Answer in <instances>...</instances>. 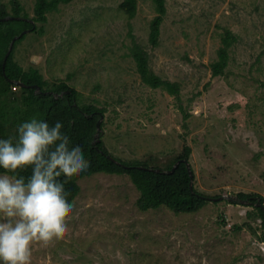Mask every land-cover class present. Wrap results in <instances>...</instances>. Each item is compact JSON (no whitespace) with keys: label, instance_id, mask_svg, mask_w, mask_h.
<instances>
[{"label":"rangeland","instance_id":"1","mask_svg":"<svg viewBox=\"0 0 264 264\" xmlns=\"http://www.w3.org/2000/svg\"><path fill=\"white\" fill-rule=\"evenodd\" d=\"M10 1L0 0L9 13ZM17 1L31 18L35 0ZM122 2L61 4L42 34L28 32L16 45L14 60L103 108L101 138L123 161L165 169L188 146L193 187L210 200L192 213L141 211L127 174L83 177L66 234L35 244L31 264H264L260 221L247 216L246 202L227 199H264V0H166L156 47L148 43L152 0H136L132 18ZM225 29L237 42L214 77ZM132 40L156 75L179 85L178 98L141 82Z\"/></svg>","mask_w":264,"mask_h":264},{"label":"trees","instance_id":"2","mask_svg":"<svg viewBox=\"0 0 264 264\" xmlns=\"http://www.w3.org/2000/svg\"><path fill=\"white\" fill-rule=\"evenodd\" d=\"M72 1L35 0L31 18H28L17 0L10 1V13L3 5L0 6V19L8 16L21 18L20 20H0V139L11 137L15 141L20 124L32 118L47 121L50 126L61 122L63 125L61 132L69 138V148L79 145L83 150L84 158L90 162V167L86 171L72 177L64 185L69 193L67 199L70 203H73L80 191L79 179L96 173L127 174L139 192L136 205L141 211L160 207H166L175 213L198 211L208 203L210 197L194 187L193 190L190 189V176L186 163L180 162L172 173H168L178 160L188 162L191 151L188 146H184L182 153L165 169L151 167L146 161H123L109 153L101 134L99 140L95 141L96 123L100 116L103 117L105 112L103 108L82 103L78 91L66 82H48L36 68L24 69L14 60L15 47L25 39L26 34L14 42L4 69H2L4 56L14 37L26 30L42 34V25L47 22V15L56 12L61 4H68ZM152 2L155 16L149 23L148 43L156 47L159 44L161 25L166 15V0H152ZM120 6L128 18L136 14V0H123ZM37 23L41 26L37 27ZM236 42L237 36L231 30L225 29L220 37L216 59L211 64L212 76L223 75L229 62L230 49ZM130 56L142 83L150 88L165 90L175 98L179 97V85L156 75L150 69L148 53L134 40L130 47ZM17 83L23 86L17 85L16 89H13ZM34 86H38L40 90L37 92ZM100 126L102 130V121ZM109 157H113L120 164L111 161ZM0 174L15 175L5 173L3 169H0ZM30 174L31 168L18 172V175L26 178ZM60 179L63 180V177ZM236 197L245 201L246 206L251 207V210L247 211V216L260 221L259 225L264 237L263 197L256 193H238Z\"/></svg>","mask_w":264,"mask_h":264},{"label":"clouds","instance_id":"3","mask_svg":"<svg viewBox=\"0 0 264 264\" xmlns=\"http://www.w3.org/2000/svg\"><path fill=\"white\" fill-rule=\"evenodd\" d=\"M62 127L32 118L15 141L0 139V169L15 174L0 175V264H31L35 244L48 247L68 230L74 205L64 185L90 162L79 145L69 148ZM27 168V178L18 175Z\"/></svg>","mask_w":264,"mask_h":264},{"label":"water","instance_id":"4","mask_svg":"<svg viewBox=\"0 0 264 264\" xmlns=\"http://www.w3.org/2000/svg\"><path fill=\"white\" fill-rule=\"evenodd\" d=\"M21 18L19 17H13V16H8V17H5V18H2L0 19L1 21H4V20H20ZM30 21V20H28ZM31 22V21H30ZM29 32V30H26V31H23L21 34H19L18 36L14 37L11 42H10V45H9V48L4 56V60H3V64H2V69H4V65L6 63V59L8 58L10 52H11V49H12V46L14 44V42L20 38L22 35L24 34H27ZM17 85H19L20 87H22L23 85L21 83H17ZM34 88L37 90V92L40 90L38 86H34ZM103 117L100 116L97 123H96V134H95V141H98L99 140V136L101 134V121H102ZM109 159L113 162H116L118 164H120L119 162H117L113 157H109ZM180 162H185L186 163V166L188 168V172H189V176H190V189L193 190V173L190 169V165L188 164V162L186 160H178L174 165L173 167L171 168V170L168 171V173H172L174 171V169L179 165ZM125 167V166H124ZM139 168H143V167H139ZM143 169H148V170H155L156 172H159L160 170L159 169H152V168H143ZM216 199H220V198H216ZM216 199H213V200H216ZM227 199L229 201H232V202H235V203H238V204H243L245 203V201L243 200H240L238 199L237 197H227Z\"/></svg>","mask_w":264,"mask_h":264},{"label":"built area","instance_id":"5","mask_svg":"<svg viewBox=\"0 0 264 264\" xmlns=\"http://www.w3.org/2000/svg\"><path fill=\"white\" fill-rule=\"evenodd\" d=\"M16 86H17V84H15V86L13 87V89H16Z\"/></svg>","mask_w":264,"mask_h":264}]
</instances>
